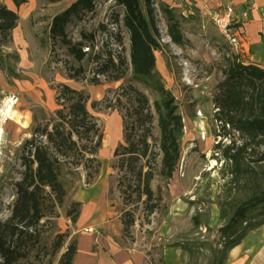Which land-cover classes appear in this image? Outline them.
Instances as JSON below:
<instances>
[{"label":"rangeland","instance_id":"374dc122","mask_svg":"<svg viewBox=\"0 0 264 264\" xmlns=\"http://www.w3.org/2000/svg\"><path fill=\"white\" fill-rule=\"evenodd\" d=\"M74 1L30 0L32 12L15 28V47L10 43L3 50L11 56H18V50H24L25 58L22 63L19 56L18 61L9 58L10 68L15 73L13 77H6L0 70V112L7 103L10 106L8 114H0V224L9 221L17 184L26 171L25 164L32 159L34 148L48 145L44 133H51L60 122L59 107L55 103L60 85H67L88 97L87 111L102 135L96 154L99 172L90 183L87 173L93 174V169L85 168L82 153L71 152L66 158L58 156L59 180L65 196L58 204L49 188H44V217L28 232L38 235L39 243L34 248L31 247L34 241L28 243L30 252L20 264H58L61 254L73 240L71 216L68 215L75 203L73 194L79 187L94 183L101 172L106 176L109 197L118 203L120 221H132L122 235L125 243L146 251L150 264H159L163 249L175 246H181L185 252L188 248L192 250L188 264H209L221 246L220 232L225 221L219 217L218 203L223 199L227 179L226 168L214 148L221 138L215 136L220 123L214 118L213 98L224 80L229 62L234 55L238 56V45H229L219 34L213 21L219 12L209 7V1L150 0L161 45L160 51L155 52V71L172 93L184 128L180 159L172 178L166 182L155 176L151 182L158 207L149 215L143 203L145 197L138 198L136 192L125 190L127 184L132 185L133 177L127 170L119 169L118 159L113 157L114 150L123 144L121 114L106 109L102 100L109 92L112 96L119 87L127 85L144 93L150 106L156 96L133 79L130 70L124 79L109 82L106 76H98L94 64H78L60 40L50 38L52 17ZM161 6L170 9L178 21L184 36L182 46L172 43L168 37ZM122 16L123 8L116 0H96L93 12L67 26V38L77 42L81 34L93 33L94 51L111 50L114 61L119 55L129 60V35L122 25ZM80 65L85 69L86 79H69L68 69ZM92 79H98L100 84L93 85ZM93 103L99 104L93 106ZM151 133L153 141L148 142L156 143L159 137L156 116ZM230 135L233 137L232 133ZM221 143L228 141L222 139ZM82 145L84 141L78 146ZM158 165L159 159L156 167ZM59 235L64 236V243L61 250L53 254V243ZM257 264H264V260L258 259Z\"/></svg>","mask_w":264,"mask_h":264},{"label":"trees","instance_id":"16d2710c","mask_svg":"<svg viewBox=\"0 0 264 264\" xmlns=\"http://www.w3.org/2000/svg\"><path fill=\"white\" fill-rule=\"evenodd\" d=\"M2 1L0 70L6 77H13L15 73L8 60L12 57L18 61V56L4 54L3 50L11 43V32L17 26L18 15L7 9ZM10 1L17 9L27 3V0ZM95 1L76 0L54 15L49 26L50 38L60 40L68 55L78 64H94L98 76H106L109 82L124 79L130 70L132 78L156 96L150 106L144 93L133 85H127L119 87L112 96V92H109L102 100L106 109L121 114L123 144L114 150L113 157L118 159L119 169L127 170L133 177L132 185L127 184L125 190L136 192L138 198L144 196L145 209L151 215L158 207L151 182L155 176L168 182L177 169L184 128L182 117L177 111L172 93L166 89L155 71V52L160 51L161 45L157 38L151 1L116 0L123 8L122 25L129 35V60L119 55L117 61H114L111 50L94 51L93 33L81 34L77 42L67 38V26L73 20H80L84 14L93 12ZM160 9L167 21L168 37L172 43L182 46L184 36L178 21L170 9L163 6ZM68 78L86 79L84 67H70ZM90 82L93 85L100 84L98 79ZM87 102L88 97L80 91L67 85L57 88L55 103L59 107L57 114L60 122L51 133H44L48 145L36 146L32 159L25 164L26 171L17 184L9 221L0 224V264H20L30 252L28 243L34 241L31 245L33 248L38 245V235L28 232L35 229L44 217L45 187L49 188L58 204L62 203L65 191L59 180L58 156L66 158L71 152L82 153L85 168L93 169L92 175L87 173L88 182L97 176L99 162L96 154L101 146L102 135L87 111ZM213 103L216 108L214 118L220 123L215 136L228 143H221L220 140L214 146L226 168L227 179L223 199L218 203L219 217L225 221L220 232L221 246L209 264H224L232 248L239 245L250 232L264 225V68L244 63L234 55L224 72V80L218 85ZM154 116L159 137L156 143H149L148 140L153 141L151 132ZM73 136L76 140H73ZM82 141L85 145L79 147ZM87 154L89 157L85 156ZM158 159L159 165L156 167ZM78 208L79 204L74 203L68 212L72 224L77 219ZM131 222L121 220L123 235ZM63 243L64 236H57L52 253H58ZM186 251L191 260L192 250L188 248ZM75 252V241L72 240L61 254L58 264H72Z\"/></svg>","mask_w":264,"mask_h":264},{"label":"crops","instance_id":"0c3cea01","mask_svg":"<svg viewBox=\"0 0 264 264\" xmlns=\"http://www.w3.org/2000/svg\"><path fill=\"white\" fill-rule=\"evenodd\" d=\"M207 1L216 12L232 10L239 59L264 68V0ZM2 4L17 13V26L33 9L30 0L18 9L10 0H4ZM11 43L15 47V28L11 32ZM23 51L18 50L21 63L25 58ZM72 201L79 204L77 219L71 227L76 246L72 264H150L146 251L123 240L118 203L109 197L106 176L102 172L94 183L79 187ZM260 258L264 260V225L232 248L224 264H257ZM188 261V253L181 246H175L163 249L158 263L188 264Z\"/></svg>","mask_w":264,"mask_h":264},{"label":"built area","instance_id":"2783aa9c","mask_svg":"<svg viewBox=\"0 0 264 264\" xmlns=\"http://www.w3.org/2000/svg\"><path fill=\"white\" fill-rule=\"evenodd\" d=\"M232 15V10L227 8L225 12L216 14L213 17V21L219 34L228 42V44L231 46H237L238 40L234 34V20Z\"/></svg>","mask_w":264,"mask_h":264},{"label":"bare ground","instance_id":"6f19581e","mask_svg":"<svg viewBox=\"0 0 264 264\" xmlns=\"http://www.w3.org/2000/svg\"><path fill=\"white\" fill-rule=\"evenodd\" d=\"M10 112V106L7 103L4 107V109L0 112V114L4 115V114H8ZM112 128V127H111ZM201 130V129H200Z\"/></svg>","mask_w":264,"mask_h":264}]
</instances>
